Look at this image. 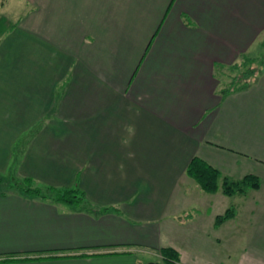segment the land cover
I'll list each match as a JSON object with an SVG mask.
<instances>
[{"label": "crops", "instance_id": "crops-1", "mask_svg": "<svg viewBox=\"0 0 264 264\" xmlns=\"http://www.w3.org/2000/svg\"><path fill=\"white\" fill-rule=\"evenodd\" d=\"M263 39L264 0H0V177L86 200L2 185L0 264H144L164 246L174 264H264V69L223 98L216 77ZM192 156L259 178L218 226L228 195L187 175Z\"/></svg>", "mask_w": 264, "mask_h": 264}, {"label": "trees", "instance_id": "trees-1", "mask_svg": "<svg viewBox=\"0 0 264 264\" xmlns=\"http://www.w3.org/2000/svg\"><path fill=\"white\" fill-rule=\"evenodd\" d=\"M248 55L244 54L240 56V60L233 62L232 64L222 66L216 74L218 79V93L220 98H223L227 94L245 89L248 87L258 76V73L263 69L259 70L256 74L248 69L243 72L242 79L236 78V75L233 76V79L230 82L223 81L221 77L223 76L222 69L224 68H234L239 66V64L244 63ZM240 61V62H239ZM235 82V83H234ZM187 175L193 178L199 187L205 192H215L220 190L223 194L228 196L234 194H242L251 189H256L259 187V178L252 174L247 173L240 178H232L228 175L223 174L217 168L206 162L205 160L199 158L198 156H192L189 160L186 169ZM11 185L16 186L22 194L30 195L35 197H49L53 201L62 202L67 204L72 208H76L78 205H82L86 200L84 194L76 186L73 187H54L46 184L41 186H33V180L29 177H22V179L13 180ZM44 189L45 191H42ZM235 215L234 207H227L222 213L216 214L214 217V226L220 225L223 221L233 217ZM161 255L160 261H147L144 264H174L179 262L178 252L169 246H164L159 248ZM59 254H48L46 256H40V258H54L58 257ZM12 260L11 258H3L0 261Z\"/></svg>", "mask_w": 264, "mask_h": 264}, {"label": "rangeland", "instance_id": "rangeland-1", "mask_svg": "<svg viewBox=\"0 0 264 264\" xmlns=\"http://www.w3.org/2000/svg\"><path fill=\"white\" fill-rule=\"evenodd\" d=\"M246 57H247L246 61L244 63L239 64V66L237 65L234 68H229V67H227L225 69L223 68L222 69L223 76L221 77V79L223 81H226L229 83L230 80L233 79V76L236 75V78H239V80H243L241 77H242L244 71L250 69L256 74L257 72H259V70L263 69V67H264V39L261 40L259 43L255 44V46L251 49L249 55ZM45 122H46V120H41L38 124L42 126V125H44ZM34 129H35V126H33V128H31V129H29L27 132L21 134L20 139L18 140V142L16 144V150H17V147H20V149L23 148L25 142L27 141L26 139L30 138V136L33 135ZM3 175H4L3 177H0V187H2V185L5 186L6 184H7L6 187L7 186L13 187V185H11L12 182H14L13 180L22 179V177L20 178V177H16L15 175L14 176L8 175V172H4ZM34 185L35 186H41L42 184L38 183L34 180L33 186ZM251 190L247 191L245 193V195L237 193L238 195L234 194L232 196H228L227 197L228 198L227 207H234L236 210V205H237V200H238L237 196L242 195L243 198H244V196L247 197V196H249ZM42 191H45V190L42 189ZM220 193H222V192H220ZM213 222H214V219H213ZM213 222H212V224H213Z\"/></svg>", "mask_w": 264, "mask_h": 264}]
</instances>
